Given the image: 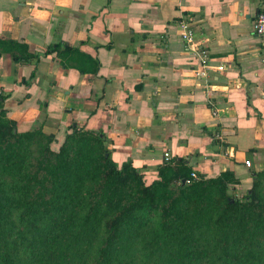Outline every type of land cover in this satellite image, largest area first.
<instances>
[{"label":"crops","instance_id":"0c3cea01","mask_svg":"<svg viewBox=\"0 0 264 264\" xmlns=\"http://www.w3.org/2000/svg\"><path fill=\"white\" fill-rule=\"evenodd\" d=\"M260 1L0 0V38L39 53L60 46L36 64L0 48V109L17 131L52 135L55 150L71 128L93 130L117 165L148 180L168 152L198 176L232 171L231 190L246 194L264 169ZM185 19L208 51L205 78L180 38Z\"/></svg>","mask_w":264,"mask_h":264},{"label":"trees","instance_id":"16d2710c","mask_svg":"<svg viewBox=\"0 0 264 264\" xmlns=\"http://www.w3.org/2000/svg\"><path fill=\"white\" fill-rule=\"evenodd\" d=\"M59 47L0 38L21 64ZM53 140L17 131L0 109V264H264V169L238 199L229 170L194 180L172 159L148 180L117 165L100 132L73 127L56 150Z\"/></svg>","mask_w":264,"mask_h":264},{"label":"built area","instance_id":"2783aa9c","mask_svg":"<svg viewBox=\"0 0 264 264\" xmlns=\"http://www.w3.org/2000/svg\"><path fill=\"white\" fill-rule=\"evenodd\" d=\"M179 23L180 27V38L181 40L185 43L187 46L188 53L197 59L200 65V70H199V75L204 77L207 75L210 66L209 63V56H208V51L205 46L200 44L196 38H195V31L190 23L185 20H181ZM253 33L263 39L264 42V0L260 1V7L257 13V16L253 22ZM221 68V66H219ZM213 113L216 114V110H213ZM170 156L168 152L164 153L163 156V162L168 163L170 161ZM245 165L250 166L249 161H245ZM190 179H199V176L195 173L192 172L190 175ZM188 182L189 180H184L185 182Z\"/></svg>","mask_w":264,"mask_h":264},{"label":"rangeland","instance_id":"374dc122","mask_svg":"<svg viewBox=\"0 0 264 264\" xmlns=\"http://www.w3.org/2000/svg\"><path fill=\"white\" fill-rule=\"evenodd\" d=\"M5 109H6V108H5ZM29 117H30L29 115L25 116L26 119H30ZM25 122H29V121H28V120H25ZM20 127H21L22 129L25 128L24 125H21ZM53 146H54V143H53ZM228 192H229L231 195H233L234 197L238 198V199L243 198L244 195H245V194L242 195V193H241V194H236V192H233L232 190H229Z\"/></svg>","mask_w":264,"mask_h":264},{"label":"water","instance_id":"95a60500","mask_svg":"<svg viewBox=\"0 0 264 264\" xmlns=\"http://www.w3.org/2000/svg\"><path fill=\"white\" fill-rule=\"evenodd\" d=\"M183 183H184V181H183Z\"/></svg>","mask_w":264,"mask_h":264}]
</instances>
